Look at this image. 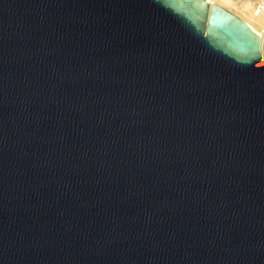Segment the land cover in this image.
Listing matches in <instances>:
<instances>
[{
	"label": "water",
	"instance_id": "obj_1",
	"mask_svg": "<svg viewBox=\"0 0 264 264\" xmlns=\"http://www.w3.org/2000/svg\"><path fill=\"white\" fill-rule=\"evenodd\" d=\"M0 264H264V40L206 0H0Z\"/></svg>",
	"mask_w": 264,
	"mask_h": 264
},
{
	"label": "bare ground",
	"instance_id": "obj_2",
	"mask_svg": "<svg viewBox=\"0 0 264 264\" xmlns=\"http://www.w3.org/2000/svg\"><path fill=\"white\" fill-rule=\"evenodd\" d=\"M209 9L216 5L225 11L237 16L244 21L256 34L261 33L264 29V14L255 17L252 13V7L248 0L238 2L237 0H206ZM264 37V35H263Z\"/></svg>",
	"mask_w": 264,
	"mask_h": 264
},
{
	"label": "built area",
	"instance_id": "obj_3",
	"mask_svg": "<svg viewBox=\"0 0 264 264\" xmlns=\"http://www.w3.org/2000/svg\"><path fill=\"white\" fill-rule=\"evenodd\" d=\"M238 2H242L245 0H237ZM252 7V13L255 17H259L264 14V0H248ZM262 32L258 35L264 40V29L261 30Z\"/></svg>",
	"mask_w": 264,
	"mask_h": 264
}]
</instances>
